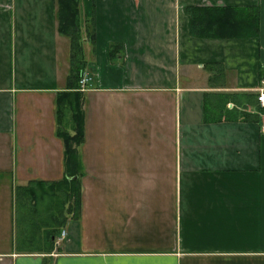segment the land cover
Returning a JSON list of instances; mask_svg holds the SVG:
<instances>
[{
    "label": "crops",
    "instance_id": "crops-1",
    "mask_svg": "<svg viewBox=\"0 0 264 264\" xmlns=\"http://www.w3.org/2000/svg\"><path fill=\"white\" fill-rule=\"evenodd\" d=\"M222 8L257 11V36L192 32L191 13ZM72 10L70 81L57 13ZM262 86L264 0H0V179L31 205L0 264H264ZM65 92L81 111L77 206L60 191Z\"/></svg>",
    "mask_w": 264,
    "mask_h": 264
},
{
    "label": "trees",
    "instance_id": "trees-1",
    "mask_svg": "<svg viewBox=\"0 0 264 264\" xmlns=\"http://www.w3.org/2000/svg\"><path fill=\"white\" fill-rule=\"evenodd\" d=\"M59 30L68 35L70 40V71L68 79L76 78L78 80L79 71L82 69L81 50L78 36V13L75 10L58 12ZM190 29L195 35H207L211 37L225 36H257L258 31V12H240L233 8H222L217 11L193 12L191 13ZM203 23V24H202ZM70 81L68 83H70ZM67 83V84H68ZM66 97L65 106L72 111L74 118V131L69 134L65 130L58 131L63 143V164L64 179H62L64 201L68 203L69 199L78 204V186L79 177V160L77 157L76 147L82 139L81 129V111L79 109V96L76 92L62 93ZM64 98L56 99L58 104V115L61 117ZM75 196V197H74ZM69 209V204H66ZM72 209V206H71Z\"/></svg>",
    "mask_w": 264,
    "mask_h": 264
},
{
    "label": "rangeland",
    "instance_id": "rangeland-1",
    "mask_svg": "<svg viewBox=\"0 0 264 264\" xmlns=\"http://www.w3.org/2000/svg\"><path fill=\"white\" fill-rule=\"evenodd\" d=\"M60 62H61V60H60ZM0 182H1L0 183V226L2 224L4 225L5 219H6L5 217H7L6 223H9V220L11 223V220H12L13 226L15 224L14 232L12 234L8 233L9 239H7L8 237L2 236L1 238L3 240H1L0 244L6 243V240H7V242H10V240H11V242L13 243L14 246H15V243L17 245H19L20 236L17 233L19 232L20 217H18V213H20V210H22L24 212L26 208L28 209V212H29V207H27V206H31V205L29 204V202H26L25 204H27V206L23 205L21 208V204L14 201V191L8 185V183H6V182H8V179L5 176H3V178L0 179ZM43 200L47 201V198L45 197ZM26 201H27V199H26ZM35 206L38 208V211H40L41 206L38 204V201H35ZM10 215H12L13 219H10ZM15 217H16V219H15ZM29 217H30V221L28 219V223L30 225L29 232L31 233V231L34 230L33 225L31 226V223L32 222L34 223L33 215H31V213H29ZM32 237L34 238V236H32Z\"/></svg>",
    "mask_w": 264,
    "mask_h": 264
},
{
    "label": "built area",
    "instance_id": "built-area-1",
    "mask_svg": "<svg viewBox=\"0 0 264 264\" xmlns=\"http://www.w3.org/2000/svg\"><path fill=\"white\" fill-rule=\"evenodd\" d=\"M86 80L87 78L84 74L79 78L78 82L81 85V87L85 85ZM255 100L260 107L264 108V86L257 88ZM261 118L262 120H264V114L261 115ZM262 131L264 132V128H262ZM64 236H65V232L63 229H61L58 235L55 237L54 243L58 245L60 241L64 238Z\"/></svg>",
    "mask_w": 264,
    "mask_h": 264
}]
</instances>
